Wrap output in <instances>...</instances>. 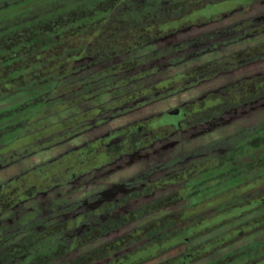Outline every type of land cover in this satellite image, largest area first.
Masks as SVG:
<instances>
[{"label":"trees","instance_id":"16d2710c","mask_svg":"<svg viewBox=\"0 0 264 264\" xmlns=\"http://www.w3.org/2000/svg\"><path fill=\"white\" fill-rule=\"evenodd\" d=\"M261 1L101 0L90 7L48 22V24L39 27L38 31L31 29L29 32H24L16 37L19 38L17 40L0 42V99L17 93L16 87L18 90L27 92L34 90L35 97L27 101L23 107H27L30 112L35 110L36 113L40 112V117H42V119L32 122L21 120L16 124H10V126H0V137L15 132L18 128L22 130L15 134L20 133L22 138L29 137L20 151L12 154L2 153L0 161L5 162L6 168H9L23 159L68 146L76 139L87 137L92 130L106 124L107 121L117 120L127 113H133L145 107L150 103L152 95H158L157 99L161 100L183 91V89H176L162 93V89H166V87L162 85L150 86L147 82L149 74L147 77L132 78L126 74V71L125 75L119 76L118 72L121 68L119 59L123 57V53H121L123 40H131L132 44L137 45L135 48L137 52H142L151 48L155 40L202 26L207 20H221L226 13H232L239 9L245 10ZM249 22L248 19H244L221 28L222 35L217 39L214 36L210 37L211 34L202 33L196 40H227L221 42L225 45L229 41L232 43V40H250L252 36L264 33V27L250 31ZM39 36H43L45 39L38 40ZM211 44L213 47L209 52H216V48L220 46L219 42L211 41ZM100 49L102 52H97ZM257 53L256 49L250 52L241 51L227 58L239 62L240 59L255 56ZM158 54L157 50H151L142 53L138 59L133 58L127 64L149 62ZM110 61H114V68L111 71H105V66ZM180 62L182 61L178 59L173 61L174 65H178ZM216 62L213 60L181 75L187 76L191 73L190 75H196L195 78L199 76L205 80L210 77L214 79L217 72L213 73L215 66L212 67V64L215 65ZM208 67H212V69L208 70ZM238 67V64L235 65V68ZM202 68L205 71H201ZM127 69L130 68L123 67V70ZM19 70L21 71L20 76L17 75ZM85 74L87 77L84 76ZM110 75L111 77L107 79L108 83H103L101 78ZM262 78L264 77L238 82L235 89H224L221 92L210 91L201 98L184 103L177 108L179 110L178 119L180 116L182 119L188 118L191 126L193 124L191 129L199 127L198 129L202 132L198 137L211 133L214 126H221L220 123H216L215 119L227 120L237 111L246 108H238L241 102H238L239 99L254 102L257 99L260 101V98L264 97ZM72 81L75 86L72 85ZM96 82H101V87L100 89L94 88V92L91 94L92 85ZM82 83L85 84L84 96L88 97L76 101V97L80 93L74 97L73 89ZM5 84L9 89L3 88ZM91 95L93 99H91ZM88 103H90L89 107H81ZM35 106L37 109L34 108ZM86 108L87 110H85ZM110 112H113V115L110 114V118L103 119ZM221 123L225 125L223 122ZM165 124L164 115L149 116L118 127L95 142L85 140L79 147L84 146L83 149L87 151H91L93 147V152L103 149V152L105 151L108 155L110 152L118 155V153L124 154L132 151L134 144L139 142L142 147L151 148L153 144L163 141L164 137H171L170 132L163 128ZM203 126L210 128L206 131L203 130ZM47 131L49 134H46ZM50 132L52 133L50 134ZM36 134L44 136L33 139ZM237 135L240 136L235 135L233 140L242 141V144L232 149L221 148L225 143H231V137H222L212 143L213 149L221 151L227 149L228 152L222 154L217 161L212 162L218 168L209 174L217 175L216 178H224L229 183L239 182L237 180L245 181L233 185L232 198H237L236 200H239L240 197L259 199L264 197V122ZM109 141L112 144L106 146ZM91 145H96L98 149ZM74 149L67 148L60 152L54 157L53 162L72 155ZM17 157L19 160L14 159ZM2 162L0 165L3 164ZM41 167H36L34 170ZM28 175L29 172H25L18 177L14 176L6 185L12 186L13 183L18 182V187H24L26 181H21ZM244 175L246 177L243 179ZM48 180L49 182H45L47 185L52 183L50 182L52 180ZM64 184L66 185L61 188H71L73 181ZM29 189L23 188L20 192L28 193L27 198L35 197L37 188ZM12 192L14 193V190ZM9 195L8 191L0 189V201L1 199L7 200ZM232 207L234 208L235 205Z\"/></svg>","mask_w":264,"mask_h":264},{"label":"flooded vegetation","instance_id":"af4514ba","mask_svg":"<svg viewBox=\"0 0 264 264\" xmlns=\"http://www.w3.org/2000/svg\"><path fill=\"white\" fill-rule=\"evenodd\" d=\"M222 41L227 40H220L216 52L241 42H253L250 38L232 40V43L229 41L223 45ZM254 49L258 50L255 56L240 59L239 62L227 58L241 51L250 52ZM216 61L217 65L212 64V67L215 66L213 71L217 72L215 78L233 75L234 72L250 65L264 62V40L236 49ZM237 64L239 67L235 68ZM212 67H208V70ZM201 71L205 70L202 68ZM259 77H264V73L241 77L211 91L235 89L238 82L252 81ZM262 79L264 82V78ZM203 80L205 81L204 78ZM263 98L254 102L239 99L238 102H241L238 108L257 107L259 103L264 102ZM179 119L178 126L167 123L165 126H174L179 130L184 118L180 116ZM215 121L223 122L220 118ZM167 139L169 138L164 137L163 141L153 144L151 148L142 147L140 142L136 143L132 151L124 154L115 155L110 152L108 155L104 151L106 159H102L99 171L107 169V173L123 158L142 156L150 160L146 172L150 170L154 176L160 175L164 178L162 181L149 185H134L132 181L116 186L100 183L98 187L101 189L93 190L99 195L98 199L112 200L108 202L111 205L101 208L74 202L75 198H72L73 201L67 198L68 204L63 205L67 211L63 225L49 227L50 229H45L47 232L24 238L2 249L0 264H264V197H240L236 200L237 198H232L231 189H234L233 185L245 181L229 183L224 178L209 174L218 168L212 162L217 161L228 150L213 149L211 145L214 141L203 143L200 148H206L198 149L197 155H200V164L192 167V164H184L186 159L182 158L178 161H173L171 157L163 162L155 161V157L163 154L160 151H176L173 146L157 148ZM111 144L109 141L106 146ZM93 150L92 147L89 152ZM175 170L179 172L168 175ZM106 177L107 175L103 179ZM245 177L246 175L242 178ZM74 185L77 183L73 182ZM6 187L7 185L0 186V189L8 191ZM94 187L95 185L91 184L87 186L90 189ZM23 188L25 187H18V182L12 184L11 190L8 191L9 198L0 201V214L6 213L13 206L32 201L33 198H27L28 193L20 192ZM32 189L34 187L29 190ZM122 194L123 196H120ZM178 206H181L180 210L173 211V208ZM155 215L160 217L144 222ZM49 220L51 221V217L40 221L35 228H44V224L50 223ZM134 224L137 225L136 228L125 232L127 227ZM13 236L7 234L1 237L0 243L4 244ZM247 239L249 240L246 244L234 248ZM73 253L78 256L69 258ZM213 256L216 258L211 259Z\"/></svg>","mask_w":264,"mask_h":264},{"label":"rangeland","instance_id":"374dc122","mask_svg":"<svg viewBox=\"0 0 264 264\" xmlns=\"http://www.w3.org/2000/svg\"><path fill=\"white\" fill-rule=\"evenodd\" d=\"M99 1L101 0H0V42L4 40H17L19 38L16 37L22 35L24 32H29L31 29L38 31L39 27L48 24V22L61 19V17L75 13L77 10L90 7ZM244 19L250 21L248 23L250 31H255V29L264 27V0L251 8L248 7L245 10L239 9L232 13H226L221 20L204 21L202 26H196L187 31L185 30L182 32L184 34H172L160 40H155L151 48L142 52H137L135 49L137 45L132 44L133 42L131 40L121 41L123 43L121 52L123 53V57L119 59V64H121L120 71L118 72L119 76L125 75L126 71V74L132 78L139 76L147 77L149 74L150 77H147V82H149L150 86L162 85L166 87V89H162V93H164L163 91L170 92L176 89H183V91L161 100L157 99L158 95H152L150 103L145 107L133 113H127L117 120L111 119L107 121L106 124L92 130L87 137L76 139L68 146L60 147L35 157L23 159L9 168H6L5 162L0 161V163H3L0 165V186L3 187L9 184V181L12 180L14 176L18 177L20 174L29 172L28 177H24L21 182L26 181L25 185H23L25 188H31L32 186L37 188V193L32 201L16 207L14 206L6 213L0 214V238L7 234L14 235L4 244L0 243V251L11 244L13 245L22 241L24 238L35 236L43 231L47 232L48 230L45 229H50L56 225H63V223L66 222L65 215L67 213L63 205H67L69 200L73 201L72 198H75L74 202L84 203L87 206L98 208L111 205V203H108L112 201L111 199H98L99 195L93 191L94 189H101L98 187L100 183H110V185L116 186L132 181L134 185H149L151 183H158L160 180L162 181L164 178H161L160 175L154 176V173L150 172V170L146 172V166L150 163V160L148 161V159H144L142 156L140 158H123L107 173H105L107 169H103L104 172H99L102 166V159H106L103 149L96 152H89L83 149L84 146L79 147V145L85 140L95 142V140L107 136V134L114 129L126 126L136 120L170 113L182 104L201 98L205 93L234 82L241 77L255 76L259 73H264V62H258L255 65H250L249 67L234 72L233 75H227L225 77L218 76L214 79L210 77V79L208 78V80L205 81L203 78H199V76L195 78L196 75H190L191 73L187 74V76L181 75L200 65L203 66L213 60L225 57L236 49H242L253 43L264 40V33L256 34L252 36L253 42H241L228 49L223 48L218 52L212 53L209 52L212 47L211 41L220 42V40H196L202 33L211 34L212 36L210 37L214 36V38L217 39V37L222 35L223 30H221V28L228 27ZM38 38V40L45 39L43 36H39ZM151 50H157L159 53L152 61L127 64L128 61L133 58L138 59L141 57L140 55H142V53H147ZM97 52L101 53L102 50L100 49V51ZM147 56H149V54H147ZM174 59H178L182 62L178 65H174ZM105 61L107 62V60ZM113 65L114 61L108 62V65L105 66V71H111L114 68ZM123 67L130 69L123 70ZM213 73L216 74V72ZM17 75H21L20 70L17 72ZM84 76L87 77V74ZM110 77L111 75L104 78L102 77V82L108 83L107 79ZM74 81H72L73 86H75ZM100 84L101 82H96L92 85L91 94L94 92V88L100 89ZM84 86L85 84L82 83L80 86L73 89L74 97L80 93V95L76 97V101H80L83 97H88L86 95L84 96ZM3 88L9 89L6 84ZM16 92L17 93L13 95L0 99V126H10V124H16L21 120L32 122L42 119V117H40V112L36 113V110L30 112L27 107H23L27 101L35 97V91H22L18 90V87H16ZM91 99H93L92 95ZM89 105L90 103L83 104L81 107H89ZM34 108L37 109V106ZM85 110H87V108ZM110 114L113 115V112H110L109 115L103 117V119L110 118ZM261 122H264V102L259 103L257 107H249L237 111L229 119L223 120L225 125L220 123L221 126H214L211 133L202 137H198L202 130L198 129L199 127L191 129L193 124L191 126L189 119L184 117V121L179 126L181 129L179 128V130H176L177 128L174 126L163 127L170 132V136L172 137L164 141V143L159 144L157 148L159 149L161 146V148L164 149L165 146H173L176 147V149H174L176 151H171L170 153L160 151L163 154L155 157V161L163 162L171 157L173 161H178L181 158L182 160L186 159L184 164H192L191 167L199 165L198 159L200 155L197 156L199 150L196 149L200 148L201 144L213 142L222 137H231V143H225L221 148L232 149L242 144V141L233 140L234 137L240 136L237 134H243L244 130L252 128L255 124H261ZM208 128L210 127L204 126L203 130L207 131ZM21 130V128H18L15 132ZM15 132L7 133L4 134L3 137H0V155L6 152L12 154L16 151H20L22 146L26 143V139L29 138L28 136L22 138L20 133L15 134ZM51 133L52 132H50V134ZM41 134H36L33 139L44 136ZM46 134H49V132L47 131ZM67 148H75L73 154L53 162L55 159L54 157ZM96 148L98 149L97 146ZM170 154L171 156H169ZM8 158L10 159V157ZM14 159L19 160V157ZM70 163H72V165H69ZM206 164L208 163L206 162ZM40 166L42 167L34 170L36 167ZM178 172L179 170H175L168 175H174ZM105 175H107V177L103 179ZM48 179L52 180L50 181L52 183L49 185L45 183L49 182ZM72 181L76 182L77 185L71 188H61L63 185H66L64 183ZM88 184L95 185V187L91 189L87 188ZM11 187L12 186H7L6 190L9 189L8 191H10ZM120 196H123V194ZM67 198H69V200H67ZM180 208L181 206L173 208V211L180 210ZM49 214L53 215L50 216ZM160 215L150 217L144 222L158 218ZM50 217V223L48 224L47 222L44 224V228L40 230L35 228L40 221H44V219ZM136 226L137 225L134 224L127 227L125 232L132 231ZM248 240L249 239L238 243L234 248L246 244ZM76 256H78V254L73 253L69 258H74ZM214 258H216V256H213L211 259Z\"/></svg>","mask_w":264,"mask_h":264},{"label":"water","instance_id":"95a60500","mask_svg":"<svg viewBox=\"0 0 264 264\" xmlns=\"http://www.w3.org/2000/svg\"><path fill=\"white\" fill-rule=\"evenodd\" d=\"M178 116H179V110L176 109L170 113H166L164 115V120L167 124H173L174 126H178L180 122Z\"/></svg>","mask_w":264,"mask_h":264}]
</instances>
